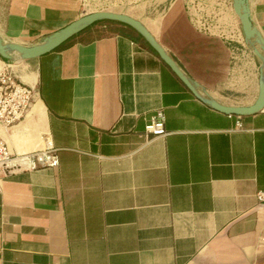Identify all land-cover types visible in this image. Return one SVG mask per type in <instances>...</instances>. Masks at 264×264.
I'll use <instances>...</instances> for the list:
<instances>
[{"label": "crops", "instance_id": "1", "mask_svg": "<svg viewBox=\"0 0 264 264\" xmlns=\"http://www.w3.org/2000/svg\"><path fill=\"white\" fill-rule=\"evenodd\" d=\"M247 5L264 38V0ZM115 6L100 11L140 21L211 98L254 103L260 61L231 0ZM93 12L83 0H0V38L32 46ZM4 64L33 98L0 140L14 155L49 144L58 163L0 173V264H264V109H212L124 24ZM157 111L166 134L145 136Z\"/></svg>", "mask_w": 264, "mask_h": 264}, {"label": "water", "instance_id": "2", "mask_svg": "<svg viewBox=\"0 0 264 264\" xmlns=\"http://www.w3.org/2000/svg\"><path fill=\"white\" fill-rule=\"evenodd\" d=\"M233 13L237 17L243 41L251 53L260 61L258 77V93L253 104L249 106L223 105L211 98L205 91L189 79L175 64L171 57L159 45L147 28L138 20L126 14L108 11H97L86 14L72 21L65 27L45 36L39 43L24 46L17 43L5 42L0 38V57L11 60L14 58L28 60L37 58L64 43L66 40L89 27L95 22L111 21L124 24L133 29L153 49L163 63L185 85V87L200 101L212 109L228 115L246 116L264 109V38L252 25L249 18L247 0H231Z\"/></svg>", "mask_w": 264, "mask_h": 264}, {"label": "built area", "instance_id": "3", "mask_svg": "<svg viewBox=\"0 0 264 264\" xmlns=\"http://www.w3.org/2000/svg\"><path fill=\"white\" fill-rule=\"evenodd\" d=\"M33 90L19 82L11 74L9 66L0 67V126L10 128L22 121L31 105ZM239 126V123H237ZM145 136L165 135L164 116L157 111L144 128ZM51 145L22 155L12 154L0 140V173L9 176L18 172L32 171L42 167H56L57 157ZM258 203H264V192H257Z\"/></svg>", "mask_w": 264, "mask_h": 264}, {"label": "rangeland", "instance_id": "4", "mask_svg": "<svg viewBox=\"0 0 264 264\" xmlns=\"http://www.w3.org/2000/svg\"><path fill=\"white\" fill-rule=\"evenodd\" d=\"M124 2L125 0H83V6L85 11H100L108 9H117L115 4ZM202 12V21L205 22V20H207L208 18L205 15V11L202 10ZM209 19L211 18L209 17ZM209 19L206 22H209Z\"/></svg>", "mask_w": 264, "mask_h": 264}, {"label": "trees", "instance_id": "5", "mask_svg": "<svg viewBox=\"0 0 264 264\" xmlns=\"http://www.w3.org/2000/svg\"><path fill=\"white\" fill-rule=\"evenodd\" d=\"M101 23H108V24H116V25H121L118 22H111V21H100V22H95L93 23L91 26L95 25V24H101Z\"/></svg>", "mask_w": 264, "mask_h": 264}]
</instances>
